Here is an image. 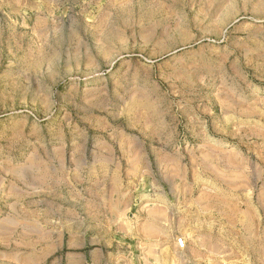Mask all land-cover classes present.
Returning <instances> with one entry per match:
<instances>
[{
	"label": "rangeland",
	"instance_id": "rangeland-1",
	"mask_svg": "<svg viewBox=\"0 0 264 264\" xmlns=\"http://www.w3.org/2000/svg\"><path fill=\"white\" fill-rule=\"evenodd\" d=\"M102 248L264 264V0H0V264Z\"/></svg>",
	"mask_w": 264,
	"mask_h": 264
},
{
	"label": "crops",
	"instance_id": "crops-1",
	"mask_svg": "<svg viewBox=\"0 0 264 264\" xmlns=\"http://www.w3.org/2000/svg\"><path fill=\"white\" fill-rule=\"evenodd\" d=\"M119 213L120 211L116 212V211H112V212H108V211H102V209L100 211L97 212H93L92 214H89V212L85 211L83 214V217L81 218V221L83 223V227L84 228H88L85 231V240L84 243H86L88 240H90V238H95V234L91 231L92 229L90 228H96L94 225L95 223L92 225V223L90 222V220L95 221V222H102L104 221V224H100V227L103 228V226L106 229H109V224H114L116 223L117 218L119 217ZM67 220H68V239L66 241V247L67 250L69 252V260L71 258V248H74L76 241L75 239H71V229H73V234L75 231V225H76V214L74 210H71V207L69 205L68 210H67ZM94 226V227H93ZM90 230V231H89ZM101 236V235H100ZM93 240V239H92ZM102 239H100V244H102ZM32 245H35L33 247V250L38 249L37 244L35 242H31ZM98 252L94 253L93 257L90 259L92 264H101L102 263V259H104L103 256H105L104 254V248L102 249H96ZM39 252V251H37ZM41 253V252H40ZM102 253V257L101 254ZM42 256V255H41ZM41 256H37V257H41ZM73 259H71V264H75V255L74 257H72Z\"/></svg>",
	"mask_w": 264,
	"mask_h": 264
},
{
	"label": "built area",
	"instance_id": "built-area-1",
	"mask_svg": "<svg viewBox=\"0 0 264 264\" xmlns=\"http://www.w3.org/2000/svg\"><path fill=\"white\" fill-rule=\"evenodd\" d=\"M178 245H179L180 248H184L185 247L183 239H179Z\"/></svg>",
	"mask_w": 264,
	"mask_h": 264
}]
</instances>
